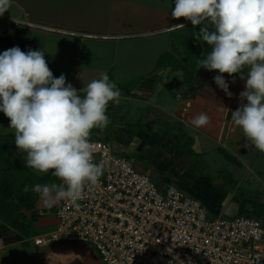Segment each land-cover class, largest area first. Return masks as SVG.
I'll return each instance as SVG.
<instances>
[{
	"label": "crops",
	"instance_id": "obj_1",
	"mask_svg": "<svg viewBox=\"0 0 264 264\" xmlns=\"http://www.w3.org/2000/svg\"><path fill=\"white\" fill-rule=\"evenodd\" d=\"M174 7L175 0H11L8 12L0 16V54L12 47L44 50L53 76L65 75L66 83L78 91L107 74L122 96L118 104L110 102L107 107L110 123L103 131L93 129L90 139L107 142L159 190L174 184L196 198L210 217L249 215L264 224V153L231 119L232 111L247 103L240 98L246 80L239 74H223L230 97L213 79L218 71L199 64L189 77L175 67L177 62L185 66L184 58L176 57L184 52L177 44L191 32L197 35L201 25L193 28L184 18L173 19ZM178 24L185 27H174ZM207 47L206 42L198 44L195 53L200 60L211 51L204 53ZM167 53L175 61L158 66ZM233 101L236 107L231 106ZM201 113L210 117V123L197 128L191 121ZM9 126L10 120L0 112V136H14ZM187 140H191L190 152ZM7 149L25 164V154L15 142ZM61 182L55 177L50 184ZM60 202L48 208L39 197V216L29 235L0 219V264H105L89 244L34 245V237L58 225L55 211ZM13 207L23 214V221L30 222V211Z\"/></svg>",
	"mask_w": 264,
	"mask_h": 264
},
{
	"label": "clouds",
	"instance_id": "obj_2",
	"mask_svg": "<svg viewBox=\"0 0 264 264\" xmlns=\"http://www.w3.org/2000/svg\"><path fill=\"white\" fill-rule=\"evenodd\" d=\"M10 7L11 0H0V16ZM171 16L190 21L193 28L201 25L196 39L211 51L199 61L200 68L220 73L213 79L226 95L232 93L223 74L246 80L240 98L247 103L232 111L231 119L264 153V0H175ZM121 96L107 74L79 91L66 83L65 75L54 77L44 50L12 47L0 54V112L10 120L15 145L27 167L41 174L52 170L62 181L34 185L46 207L62 199L75 204L86 184H98L104 164L93 162L90 135L107 127V107ZM209 123L204 113L191 121L197 128Z\"/></svg>",
	"mask_w": 264,
	"mask_h": 264
},
{
	"label": "built area",
	"instance_id": "obj_3",
	"mask_svg": "<svg viewBox=\"0 0 264 264\" xmlns=\"http://www.w3.org/2000/svg\"><path fill=\"white\" fill-rule=\"evenodd\" d=\"M231 106L236 107L237 102ZM90 141L93 162L104 164L103 175L97 185L86 184L75 204L61 200L55 211L58 225L34 237L35 246L89 244L105 264H264L260 219L249 215L210 217L205 205L176 185L159 190L148 175L115 154L107 142Z\"/></svg>",
	"mask_w": 264,
	"mask_h": 264
},
{
	"label": "trees",
	"instance_id": "obj_4",
	"mask_svg": "<svg viewBox=\"0 0 264 264\" xmlns=\"http://www.w3.org/2000/svg\"><path fill=\"white\" fill-rule=\"evenodd\" d=\"M192 34L182 42L185 46L197 50L200 41L196 39V35ZM190 53V67L179 66L180 62H177L176 68L182 69L186 76H193V71L199 65L200 58L195 55L194 51ZM211 47L205 48L204 53H208ZM208 51V52H207ZM172 56V58L170 57ZM196 56V57H194ZM170 61H175L172 53H167L159 59L158 66H166ZM15 142L13 135L0 136V219L9 224L15 231L29 235L32 232V226L36 222L39 213L37 208V202L39 200V194L35 193L32 189L36 184H50L55 181V177L52 175V170H49L43 176H39L32 172L25 164L15 158L11 153L7 152V144ZM188 146V150H191V140L185 142ZM25 186L28 187V191L25 192ZM13 205H18L20 208H24L32 213V218L29 223L23 221V214L18 212Z\"/></svg>",
	"mask_w": 264,
	"mask_h": 264
},
{
	"label": "rangeland",
	"instance_id": "obj_5",
	"mask_svg": "<svg viewBox=\"0 0 264 264\" xmlns=\"http://www.w3.org/2000/svg\"><path fill=\"white\" fill-rule=\"evenodd\" d=\"M178 45H180L181 47H182V45H183V51L184 52H181V53H179V55L176 53V57L177 58H180V60H182V58H184L183 60H185V61H182L183 63H185V66L186 67H190V63L189 62H187L186 63V61H189V59H190V61L192 60L189 56H190V53L192 52V48L190 49V46L189 47H187V46H185L184 44H183V42L181 43V42H179L178 44H177V46ZM194 51V50H193ZM194 53H195V51H194ZM195 55H196V53H195ZM180 56V57H179ZM194 57H196V56H194ZM7 152H9V149H7ZM10 153V152H9ZM15 157V156H14ZM16 158V157H15ZM32 233V232H31Z\"/></svg>",
	"mask_w": 264,
	"mask_h": 264
}]
</instances>
